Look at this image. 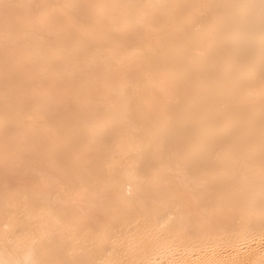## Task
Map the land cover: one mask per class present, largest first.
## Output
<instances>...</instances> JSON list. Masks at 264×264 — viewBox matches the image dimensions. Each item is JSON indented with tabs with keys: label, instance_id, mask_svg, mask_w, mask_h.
Masks as SVG:
<instances>
[{
	"label": "bare ground",
	"instance_id": "bare-ground-1",
	"mask_svg": "<svg viewBox=\"0 0 264 264\" xmlns=\"http://www.w3.org/2000/svg\"><path fill=\"white\" fill-rule=\"evenodd\" d=\"M0 264H264V0H0Z\"/></svg>",
	"mask_w": 264,
	"mask_h": 264
}]
</instances>
